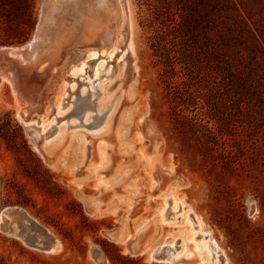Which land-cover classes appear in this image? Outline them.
I'll list each match as a JSON object with an SVG mask.
<instances>
[{"label":"rangeland","instance_id":"rangeland-1","mask_svg":"<svg viewBox=\"0 0 264 264\" xmlns=\"http://www.w3.org/2000/svg\"><path fill=\"white\" fill-rule=\"evenodd\" d=\"M157 1L123 0L131 17L124 45L108 59L87 60L83 78L69 74L63 114L53 106L45 123L40 112L25 121L31 115L25 112L29 107L23 92L16 93L0 75V264H169L133 255L126 244L107 237L123 224L130 235L141 230L154 246L190 236L193 227L199 235L185 247L192 255L181 254L179 264H264V114L247 106L239 113L236 103L235 126L227 128L228 121L220 118L208 124L216 133L223 131L218 148L232 158L233 174L222 160L213 167L208 155L205 161L193 154L198 142L189 138L191 130L180 128L178 136L173 130L176 91L188 78L175 76L172 69L182 71L184 45L169 32L172 13ZM49 4L51 0H35L37 24L30 39L0 44V51L30 43L39 25H48ZM171 6L178 19V5ZM4 35L0 25V43ZM115 95L120 102L111 124L98 132ZM102 97L110 101L100 110ZM191 111L185 114L207 124L201 109ZM60 129L66 130L63 138L49 145ZM176 184L184 206L175 209L178 225L169 226L159 222V211ZM86 198L95 202L87 204ZM188 209L218 243V255L209 248L218 260L208 262L206 251L196 252L208 236L201 238L204 234L186 218ZM44 233L61 245L59 251H44ZM175 246L179 250V242Z\"/></svg>","mask_w":264,"mask_h":264},{"label":"trees","instance_id":"trees-1","mask_svg":"<svg viewBox=\"0 0 264 264\" xmlns=\"http://www.w3.org/2000/svg\"><path fill=\"white\" fill-rule=\"evenodd\" d=\"M157 2L172 13L169 32L184 45L179 63L182 71L172 69L175 76L188 78L176 91L173 130L178 136L180 128L188 127L189 138L198 142L193 154L205 156V161L208 155L213 167L219 164L216 160H222L225 170L233 174L232 158L218 148V136L223 131L216 133L208 124L220 118L228 121L227 128L235 126L231 117L236 103L239 113L247 106L264 114V0ZM171 4L178 5V19ZM34 8L35 0H0V25L5 34L1 45L23 44L30 39L37 24ZM197 109L203 111L207 124L198 121L197 115L185 114L186 110L194 113ZM224 109L229 112L220 117ZM21 138L24 140L22 134ZM71 202L75 203L73 199Z\"/></svg>","mask_w":264,"mask_h":264},{"label":"bare ground","instance_id":"bare-ground-1","mask_svg":"<svg viewBox=\"0 0 264 264\" xmlns=\"http://www.w3.org/2000/svg\"><path fill=\"white\" fill-rule=\"evenodd\" d=\"M87 2L88 0H51L48 9L46 7V10L49 11L48 17H45L48 25L44 23L40 24L38 34L30 43L13 49H1L2 51L10 50L25 54L21 62L29 68L22 74L24 77L25 75L27 77L26 83H24L22 88V98H26L25 100L29 102L27 105L29 109L26 110L25 107L24 109L27 114L31 115L25 121H33L37 115L43 113L45 114L43 121L45 123L49 120L48 116H50L53 106L56 107L58 114H63L65 109L64 101L70 89V86L66 83L69 74L83 78L84 72L87 69L85 67L87 60L97 57L101 58L102 55L108 59L115 55L124 45V31L127 26L131 29V17L127 11V7L123 4V0H95V3L93 1L89 4ZM129 45H131V41H129ZM0 75L10 81L15 87L14 91L18 93L16 82L14 83L13 80V74L10 72L0 73ZM107 76L110 77L112 75L108 74ZM101 94H104V92L102 91ZM81 95L86 96L88 93L82 92ZM16 96L19 97L18 95ZM115 96L116 98L111 103L112 112L104 119V124L100 125V128L98 127V132L108 128L111 124V117L120 102L117 95ZM109 101L110 98L102 97L99 109H104ZM22 107L20 106L21 110ZM72 110L70 108L66 114L71 113ZM35 112L40 113L33 116ZM85 116L84 121H87L88 114ZM58 131L55 139L48 142L49 145H52L54 141L61 140L66 133L65 129ZM159 143H161L160 140L157 141L156 146ZM100 152L101 162L104 163L106 161L105 150L103 149ZM180 188V184H176L163 198V205L159 211L161 217L159 222L162 224L169 226L178 225L176 223L177 212L175 209L178 207L181 211V208L184 206L178 196ZM85 200L90 205L95 202L91 198H86ZM192 213L190 209L186 210V218L189 217L197 225L196 229H199L200 233L204 234L201 238L205 239L204 237L208 236L205 242L208 241V238L210 240L209 246L205 242H202L203 248L199 246L196 252L200 254L202 250L206 251L205 256L208 262L212 259L218 260L215 256L218 255L216 253H221L218 243L214 240L212 234L205 230L201 218L196 215L193 216ZM192 230H194L193 227L190 229V236L182 235L178 239H172L170 243L167 241L164 244L154 246V240L149 239L144 245H141V230H136L135 234L130 235L123 224L121 235L115 239V242L126 244L127 250L133 255H147L149 259L160 263L179 264L181 254L184 257L192 255V252L185 250V247L193 244V241L195 242L197 235H199V233H193ZM177 242L180 244L179 250L175 246ZM209 248L212 249L215 255L209 252ZM60 249L61 245L57 242L52 252H57ZM127 250L125 251L127 252Z\"/></svg>","mask_w":264,"mask_h":264},{"label":"water","instance_id":"water-1","mask_svg":"<svg viewBox=\"0 0 264 264\" xmlns=\"http://www.w3.org/2000/svg\"><path fill=\"white\" fill-rule=\"evenodd\" d=\"M42 31V30H41ZM25 56L22 52H12L10 50H5L0 52V73H12L13 80L16 84V89L19 93L22 92L23 85L21 84V79L23 77V73L29 68L26 65H23L21 59ZM12 79V76L10 75ZM26 99V98H25ZM29 103V102H28ZM107 237L113 242L121 235V228H116L109 231ZM43 239L46 240V245L44 247V251L50 252L56 245L57 241H55L52 237L48 236L46 233L43 235ZM141 245H144L149 239H143V236L140 235ZM116 243V242H115Z\"/></svg>","mask_w":264,"mask_h":264}]
</instances>
